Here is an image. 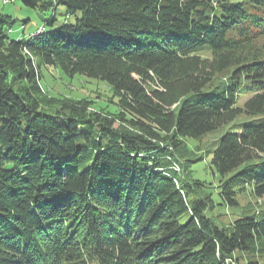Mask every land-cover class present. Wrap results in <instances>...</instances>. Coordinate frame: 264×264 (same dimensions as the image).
Masks as SVG:
<instances>
[{
  "label": "trees",
  "instance_id": "trees-1",
  "mask_svg": "<svg viewBox=\"0 0 264 264\" xmlns=\"http://www.w3.org/2000/svg\"><path fill=\"white\" fill-rule=\"evenodd\" d=\"M20 1L50 15L13 38L0 12V264H264V212H214L264 196V0ZM44 65L106 81L117 112L47 94ZM228 123L216 199L177 160Z\"/></svg>",
  "mask_w": 264,
  "mask_h": 264
},
{
  "label": "rangeland",
  "instance_id": "rangeland-1",
  "mask_svg": "<svg viewBox=\"0 0 264 264\" xmlns=\"http://www.w3.org/2000/svg\"><path fill=\"white\" fill-rule=\"evenodd\" d=\"M3 2V0H0V12L9 13L15 18H19V21L14 25L11 32L13 38L27 37L31 32L36 31L50 15L49 11L29 8L20 0L6 4ZM57 13V25L67 20H73V18H66L63 6H59ZM23 19H28L26 24L23 23ZM202 54L210 55L209 51H202ZM41 72V86L47 94L61 98H86L91 102L90 110L117 112L118 98L114 95L112 88L106 81L79 73L70 76L60 67L54 65L42 66ZM250 96L251 94L248 91L241 90L238 96V105L243 106ZM248 117L250 116L241 115L237 118L236 122H241ZM231 126V123L224 124L201 138L189 136L182 138L180 149L182 153H185V157L184 161L181 159L177 160V168H181L183 171V164L186 162L193 169L194 177L204 180L205 186L203 190L205 193L212 194L213 198L216 199L219 191L220 177L212 169V151L221 135L229 131ZM237 200V206H218L219 209L216 208L214 211L219 214L225 224H230L240 215H250L259 211L264 212V196L254 197L248 192H241L238 194ZM188 216L189 213H186L182 220L187 219Z\"/></svg>",
  "mask_w": 264,
  "mask_h": 264
},
{
  "label": "bare ground",
  "instance_id": "bare-ground-1",
  "mask_svg": "<svg viewBox=\"0 0 264 264\" xmlns=\"http://www.w3.org/2000/svg\"><path fill=\"white\" fill-rule=\"evenodd\" d=\"M6 1V0H5Z\"/></svg>",
  "mask_w": 264,
  "mask_h": 264
}]
</instances>
